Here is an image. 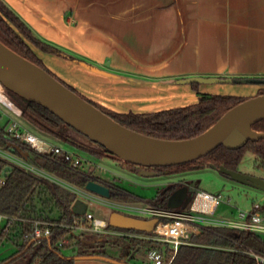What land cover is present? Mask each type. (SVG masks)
<instances>
[{"label":"crops","instance_id":"0c3cea01","mask_svg":"<svg viewBox=\"0 0 264 264\" xmlns=\"http://www.w3.org/2000/svg\"><path fill=\"white\" fill-rule=\"evenodd\" d=\"M3 1L74 63L81 89L95 95L84 98L116 113H155L196 104L197 93L220 94L179 80H264V0ZM245 84L253 92L262 85ZM182 102L189 103L169 106ZM89 258L96 260L79 264H125Z\"/></svg>","mask_w":264,"mask_h":264},{"label":"trees","instance_id":"16d2710c","mask_svg":"<svg viewBox=\"0 0 264 264\" xmlns=\"http://www.w3.org/2000/svg\"><path fill=\"white\" fill-rule=\"evenodd\" d=\"M0 41L43 69H45V67L42 61L38 58L30 45L38 48L43 53L67 58V56L57 48L38 40L30 28L4 3L3 0H0ZM193 87L197 88V85L193 84ZM68 88L76 92L74 88ZM6 93L9 99L22 111L20 117L33 126L37 132L49 138L66 141L98 157L110 156L108 152L99 145H96L97 148H92L68 136V131H76L68 127L48 110L29 103L9 91H6ZM262 94L264 93H259V95ZM80 96L83 97L82 95ZM84 99L95 105L121 125L141 134L165 140L194 138L214 125L230 109L245 101L234 96L197 93L198 102L193 105L155 113L120 114L110 112L98 104L86 98ZM3 117L4 116L0 115V148L10 151L19 157H23V154L28 153V155L30 154L28 159L40 168L57 177L72 182L81 188H85L89 181L94 180L110 187L111 198L121 199V201L125 203L141 202L163 209H170L168 207L170 196L182 186H191L189 182L183 185L170 184L160 189L153 200H142L108 182L98 180L90 175L75 173L44 157L29 153L18 143L13 144L6 133L9 120H5ZM253 129L264 132V121L255 124ZM246 151H251L256 156L259 164L264 167V139L257 142H249L240 150H228L221 146L208 156L202 158L203 161L200 159L179 166L145 168L128 163L126 164L130 167L156 171L153 174L155 177L179 175L181 173L209 167L231 178L229 175L222 172L221 169L224 168L229 171L239 172L238 167ZM9 165H11L12 169L7 171L4 177L6 183L0 189V214L44 219L59 224H67L74 217H77V215L72 213V206L77 199L73 193L45 179L32 175L22 168L10 164L1 157L0 178L3 176V170ZM108 228L112 230H121L113 228L110 225ZM21 229L22 226H15L13 229L15 232L13 233H6L5 231L0 232V244L5 239L15 248V251L10 256L0 260V264H75V260L65 256L63 250L68 248L71 241L73 239L75 240L76 237L78 239L79 236H69V230L54 227L50 238L31 243L23 241L20 234ZM68 236L69 238L65 245L59 247V243ZM127 241L132 247L137 248L142 245L138 240L128 239ZM193 241L197 243L198 246L181 247L173 264H255L247 255L221 249L235 247V241L241 242L246 247L264 255V240L262 236L241 233L226 228H213L209 232H204L200 236L194 237ZM79 243L80 241H77V244ZM96 254V252L93 253V255Z\"/></svg>","mask_w":264,"mask_h":264},{"label":"water","instance_id":"95a60500","mask_svg":"<svg viewBox=\"0 0 264 264\" xmlns=\"http://www.w3.org/2000/svg\"><path fill=\"white\" fill-rule=\"evenodd\" d=\"M81 64L86 66L85 63ZM88 67L95 73L109 75L98 68ZM232 82L264 85V80H232L214 77H193L179 80L177 83L179 85H210ZM0 83L14 95L48 110L90 142L103 147L109 155L135 166L145 168L179 166L198 161L221 146L228 150H240L249 142L264 139V132L253 129L255 124L264 121V94L250 98L230 109L214 125L194 138L165 140L141 134L121 125L45 69L21 56L1 41ZM11 169V166H7L2 175L5 177L7 171ZM221 171L235 181L250 184L252 182V186L256 185L264 189L263 181L257 178L224 168ZM141 176L149 177L153 174H141ZM85 188L107 199L111 198L110 187L103 183L91 180ZM188 193V186L176 190L168 200V207L170 209L186 207L191 199ZM87 208L88 205L85 202L76 200L72 206V213L83 216ZM156 223V219H137L119 212L112 213L109 220V225L113 228L140 232H151Z\"/></svg>","mask_w":264,"mask_h":264},{"label":"built area","instance_id":"2783aa9c","mask_svg":"<svg viewBox=\"0 0 264 264\" xmlns=\"http://www.w3.org/2000/svg\"><path fill=\"white\" fill-rule=\"evenodd\" d=\"M6 91L0 83V103L9 108L16 116L20 117L22 111L9 99ZM4 97L9 102L4 100ZM0 115L4 116L1 110ZM6 133L13 144L18 143L29 153L44 157L75 173L92 176V168L94 165L88 159L81 157V155L71 153L55 145L53 142L37 136L16 120H9ZM0 157L32 175L68 190L76 196V200H81L88 205L85 215H77V217H74L67 224H59L38 218L0 214L1 231L13 233L15 232L13 231L15 226H22L20 234L25 242L32 243L50 238L52 236V229L54 227H60L69 230V236L76 234L78 236L85 232H90L118 236L127 240H138L142 244H149L148 259L150 264H173L181 247L198 246L193 241V238L200 236L204 232H209L213 228H226L241 233L264 235V205L260 203H255L250 210L240 211L239 220H220L211 218L210 216L215 214L223 202L224 198L221 194L212 195L197 191L191 204L188 203L186 207L179 209H163L145 203L133 205L131 203L111 202L109 199L92 193L86 188L71 185L62 178L40 168L31 160L19 157L10 151L0 148ZM5 183V178L2 176L0 178V189ZM94 204L109 207L122 214L129 213V215H138L140 216L139 218L144 220L156 219L157 223L151 232L112 230L108 228L109 222L95 218L89 214V207ZM188 207L189 211H186ZM69 236L59 243V247L65 245ZM235 244L236 246L233 248L221 249L247 255L255 264H264L263 254L246 247L241 242L235 241Z\"/></svg>","mask_w":264,"mask_h":264},{"label":"rangeland","instance_id":"374dc122","mask_svg":"<svg viewBox=\"0 0 264 264\" xmlns=\"http://www.w3.org/2000/svg\"><path fill=\"white\" fill-rule=\"evenodd\" d=\"M30 47L42 61L45 69L49 71L56 79L64 83V85L74 88L76 93L79 95H81L82 92L85 95L95 98L94 94H88L81 89L83 86L80 83L79 73L78 71H72V68L74 66V63L72 61L63 59L59 56L43 53L38 48L32 45H30ZM68 55L71 56L70 53H68ZM196 85L198 87L202 84ZM207 86L208 88L220 93L217 95L234 96L245 101L258 96L259 93H264V85H260L258 87L259 89H257V91L255 92H253L255 87H253L252 84L246 85L245 83H215ZM188 103L189 102H182L169 106L187 105ZM104 109L113 112L108 107ZM0 110L2 111V113H4L3 118L5 120H16L21 123V125H23L27 130L36 134L37 136L49 140L55 145H58L71 153L81 155V157L88 159L94 165L92 168V176L94 178L117 186L118 188L125 190L126 192L135 195L142 200H153L157 196L158 191L168 186L169 184L174 183L183 185L189 182L191 184L192 190L190 193V204L197 191L206 192L212 195L221 194L223 196V202L221 203L215 214L210 216L211 218L220 220H239L240 211L250 210L255 203L264 205V189L256 185L252 186L251 181V184L248 182H238L233 180L232 178L224 176L216 169L209 167L201 170L181 173L179 175H165L160 177L141 176V174H138L135 171L129 169L130 166H128L125 162L120 161L114 156L110 155L106 157H98L96 155L89 154L66 141L49 138L48 136L37 132L33 128V126L28 124L21 117L13 114V112L9 108L1 103ZM67 135L86 146L97 148L96 144H93L87 138L76 132L68 131ZM29 155L28 153H25L23 154V158L28 159ZM201 161L203 160L201 159ZM238 171L244 175L257 178L264 183V167L259 164L256 156L251 151L245 152L242 162L238 167ZM143 172L154 174V172L156 171L144 170ZM65 181L73 186L78 187V185L72 182H69L67 180ZM109 201L125 203L121 201V199L115 198H109ZM131 204L139 205L143 203L135 202ZM186 211H189V207L186 209ZM88 212L95 218H99L109 222L111 214L116 211L103 205L94 204L89 207ZM131 215L140 217L134 214ZM1 230L2 227L0 226V232ZM78 236V239L77 237L75 240L73 239L70 246L63 250L65 256H67L68 258H75V262L77 261L75 264H79L80 260H96L95 258H89L94 256V252H96L98 255H109L119 263L150 264L148 259V249L150 247L149 244L140 245V251L135 252L136 247H132L126 239L118 236L94 234L90 232H85ZM262 238L264 240V235H262ZM76 241H80V243L77 244ZM14 251V246L4 239L0 244V260L10 256ZM131 252L135 254L132 260H130V258H132V255H130Z\"/></svg>","mask_w":264,"mask_h":264},{"label":"flooded vegetation","instance_id":"af4514ba","mask_svg":"<svg viewBox=\"0 0 264 264\" xmlns=\"http://www.w3.org/2000/svg\"><path fill=\"white\" fill-rule=\"evenodd\" d=\"M129 169H131L132 171H135L136 173H138V174H144V175H147L148 173H146V172H143L144 170H147V169H143V168H135V167H130ZM149 175V174H148ZM172 184H174V183H172ZM170 185V184H169ZM186 186H188V188H189V193H188V197H190V193H191V186H189V185H186ZM183 187V186H182ZM181 188V187H180ZM179 189V188H178ZM177 189V190H178ZM124 215H126V216H131V217H134V218H137V219H142V218H139V217H136V216H132V215H129V214H124ZM130 255H132V258L134 257V253L133 252H131L130 253Z\"/></svg>","mask_w":264,"mask_h":264},{"label":"bare ground","instance_id":"6f19581e","mask_svg":"<svg viewBox=\"0 0 264 264\" xmlns=\"http://www.w3.org/2000/svg\"><path fill=\"white\" fill-rule=\"evenodd\" d=\"M4 100H7L5 97H4ZM7 102H9L8 100H7ZM14 106V105H13ZM14 109H15V106L13 107Z\"/></svg>","mask_w":264,"mask_h":264}]
</instances>
